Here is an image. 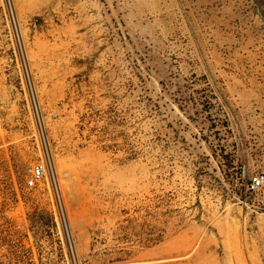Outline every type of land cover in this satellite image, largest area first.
Wrapping results in <instances>:
<instances>
[{"label": "rangeland", "instance_id": "obj_1", "mask_svg": "<svg viewBox=\"0 0 264 264\" xmlns=\"http://www.w3.org/2000/svg\"><path fill=\"white\" fill-rule=\"evenodd\" d=\"M261 171L264 0H0V264H264Z\"/></svg>", "mask_w": 264, "mask_h": 264}, {"label": "built area", "instance_id": "obj_2", "mask_svg": "<svg viewBox=\"0 0 264 264\" xmlns=\"http://www.w3.org/2000/svg\"><path fill=\"white\" fill-rule=\"evenodd\" d=\"M48 177L54 180V169L49 155L27 167L26 186L34 188ZM245 190L247 205L258 212L264 213V171L251 175L246 181Z\"/></svg>", "mask_w": 264, "mask_h": 264}]
</instances>
